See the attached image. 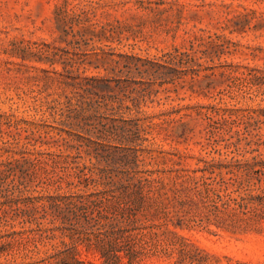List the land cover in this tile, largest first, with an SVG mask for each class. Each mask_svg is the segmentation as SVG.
I'll return each instance as SVG.
<instances>
[{
  "label": "rangeland",
  "instance_id": "374dc122",
  "mask_svg": "<svg viewBox=\"0 0 264 264\" xmlns=\"http://www.w3.org/2000/svg\"><path fill=\"white\" fill-rule=\"evenodd\" d=\"M253 158L264 0H0V264H264L176 177Z\"/></svg>",
  "mask_w": 264,
  "mask_h": 264
},
{
  "label": "trees",
  "instance_id": "16d2710c",
  "mask_svg": "<svg viewBox=\"0 0 264 264\" xmlns=\"http://www.w3.org/2000/svg\"><path fill=\"white\" fill-rule=\"evenodd\" d=\"M197 170L203 172L198 178L187 174L176 177L191 182L183 195L188 203L208 211L199 223L241 233L264 230V159L206 162ZM134 229L120 228L110 232L108 240L95 241L100 255L106 258L111 254L121 264L125 257L126 264L133 263L140 257L131 234Z\"/></svg>",
  "mask_w": 264,
  "mask_h": 264
}]
</instances>
